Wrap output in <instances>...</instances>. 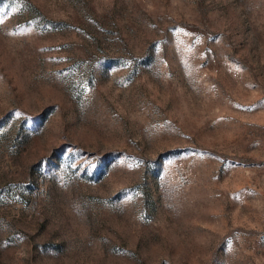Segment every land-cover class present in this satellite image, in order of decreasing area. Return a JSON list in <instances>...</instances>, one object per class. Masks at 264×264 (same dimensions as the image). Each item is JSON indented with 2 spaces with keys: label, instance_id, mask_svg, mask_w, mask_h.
Here are the masks:
<instances>
[{
  "label": "rangeland",
  "instance_id": "1",
  "mask_svg": "<svg viewBox=\"0 0 264 264\" xmlns=\"http://www.w3.org/2000/svg\"><path fill=\"white\" fill-rule=\"evenodd\" d=\"M0 264H264V0H0Z\"/></svg>",
  "mask_w": 264,
  "mask_h": 264
}]
</instances>
